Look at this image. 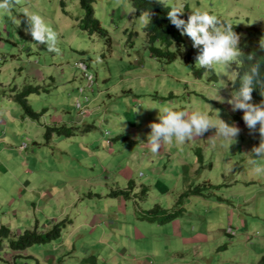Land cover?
Masks as SVG:
<instances>
[{"label": "rangeland", "instance_id": "obj_1", "mask_svg": "<svg viewBox=\"0 0 264 264\" xmlns=\"http://www.w3.org/2000/svg\"><path fill=\"white\" fill-rule=\"evenodd\" d=\"M163 2L170 7L176 0ZM182 2L232 24L241 40L260 44L264 37V0ZM93 6L112 37L111 49L80 28L85 13L79 0H19L0 12V226H10L16 235L34 226L40 232L62 226L59 239L22 253L12 252L6 241L0 264H264V174L254 172L257 158L251 154L260 141L259 125L249 130L243 112L227 103L236 73L231 69L222 78L214 70L197 78L193 70L201 68L195 58L184 61L198 52L187 36L183 56L177 54L172 63L156 59L131 0L119 5L94 0ZM25 10L40 14L58 32L61 54L48 52L25 32ZM155 47L172 53L178 48L158 42ZM79 62L94 77L84 94ZM28 86L41 91L28 97L34 111L45 109L39 120L11 99ZM78 101L86 108L83 114ZM260 102L252 97V103ZM165 107L204 111L213 121L218 109L240 133L236 141L226 140L215 137L213 128L185 143L173 139L153 154L149 125L159 122ZM76 119L81 131L47 144L46 125L72 127ZM257 163L264 166V158ZM197 186L202 195L179 200ZM142 189L148 193L143 201ZM113 191L130 197L112 196ZM158 206L172 214L183 209L175 220L191 223L193 234L184 227V236L175 238L168 232L172 223L144 219ZM198 233L210 241L202 239L203 257L194 260Z\"/></svg>", "mask_w": 264, "mask_h": 264}, {"label": "clouds", "instance_id": "obj_2", "mask_svg": "<svg viewBox=\"0 0 264 264\" xmlns=\"http://www.w3.org/2000/svg\"><path fill=\"white\" fill-rule=\"evenodd\" d=\"M158 2L166 6L163 0H158ZM13 3H19V0H0V12L10 11ZM120 3L121 0H116L117 5ZM184 8L182 0H176L169 7L167 17L170 23L180 31L182 36L190 38L193 48L198 50L195 56L196 67L215 70L217 76L223 78L226 72L230 71L233 65L240 63L241 58L244 57L239 46L240 34L233 30L232 24L222 21L206 8H193L185 20L181 18L185 12ZM23 14L27 17L25 32L31 35L33 41L46 45V49L50 53L61 54V50L57 46L58 32L50 27L40 14L30 13L27 10ZM152 16V10L146 9L140 12L137 19L141 25L147 26L152 22ZM260 47L264 49V37L260 39ZM247 59L249 61L256 60L255 54L248 55ZM238 79V88L235 87L236 79L231 81L234 91L231 92V98L227 103L231 105L233 111L241 110L243 112L242 119L249 130L256 131L257 125H259L260 141L258 146L252 147L251 154L254 158L262 159L264 158V100H261L260 103H252L254 88L260 87L261 96H264V78L260 75L259 62L252 64L249 71ZM219 100L223 102L222 97ZM216 110L218 119L213 121L204 111L185 112L176 110L174 107H165L162 112L159 111V122H152L149 125L151 131L147 136V144L151 152L158 153L163 144L170 143L173 139L178 143H185L194 137L203 136L213 128L215 137L236 141L240 129L234 124L226 123L220 118L219 110ZM257 159L252 161L253 170L256 174H264V166L258 164Z\"/></svg>", "mask_w": 264, "mask_h": 264}, {"label": "trees", "instance_id": "obj_3", "mask_svg": "<svg viewBox=\"0 0 264 264\" xmlns=\"http://www.w3.org/2000/svg\"><path fill=\"white\" fill-rule=\"evenodd\" d=\"M80 6L83 9L85 15L81 20L79 26L80 28L88 32L89 35L97 34L99 37L104 39L106 45L111 49L112 47V37L110 33L102 27L101 22L96 18L95 10H94V0H79ZM131 4L133 9L136 10L139 15L142 10H152V22L145 26L146 33V43L150 46V50L153 56L160 60L164 59L168 63H172L176 60L177 54L178 56H183V52L180 51L181 44L184 42V37L180 34V31L173 26L168 17L167 12L169 11L168 6H164L159 3L157 0H131ZM184 15L181 17L183 19H187L190 14V10L187 6H185ZM223 21V20H222ZM161 43L166 47L175 45L177 48L176 53H172L169 51L163 52L161 49L155 47V43ZM240 48L244 53V57L241 58L240 63L237 65H233L232 70L237 75V83L235 85L236 88L239 87V77L242 76L245 72L249 71L252 64L259 62L260 64V75L264 78V49H261L260 44L254 43L252 41L241 40ZM250 54H255L256 60L249 61L247 56ZM195 58L194 53H188L187 56L184 57V61L186 64L192 62V59ZM207 72H211L213 74L214 70H205L203 68L199 70H193L194 75L197 78H202ZM84 81L85 78H82ZM212 80L218 81V77L214 75ZM40 88L28 86L21 92H15V94L11 95L12 99L22 107L26 116L33 120H39L42 113H38L34 111L29 104L28 97L32 94H39ZM252 97L258 101L264 100V96H261L260 87L254 88L252 92ZM181 111V110H180ZM81 127L72 123V127L68 126V124H56V125H46L45 126V134L44 138L49 144L55 136L62 138H72L74 137L80 130ZM93 128V126L89 127ZM125 137L124 135H119V139ZM128 142H134L133 139L126 138ZM202 157V155H200ZM202 160L200 159V162ZM203 162V161H202ZM132 187H130L131 189ZM140 200L143 201L144 198L148 195L147 189H142ZM112 196L120 197L126 196L130 197L127 191H113ZM110 194V195H111ZM200 196L202 195L201 186L195 187L190 192L185 194H181L179 196V200L183 198H187L189 196ZM179 211L175 213H167L162 207L158 206V209H153L143 214L144 219H147L150 222H157L159 224H167L175 221V219L181 215V208H178ZM161 217V219H159ZM62 235V226H54L52 229L44 232H40L36 226L32 229L26 230L23 234L16 235L12 232L10 226L2 225L0 226V251L4 249L5 242L7 241L9 249L14 253H22L28 251L29 249L38 246H46L49 243H52L59 239ZM21 258V257H20Z\"/></svg>", "mask_w": 264, "mask_h": 264}, {"label": "crops", "instance_id": "obj_4", "mask_svg": "<svg viewBox=\"0 0 264 264\" xmlns=\"http://www.w3.org/2000/svg\"><path fill=\"white\" fill-rule=\"evenodd\" d=\"M11 99H12V97H11ZM13 100V99H12ZM77 121H79L78 119H76V121H74V122H72V123H74V124H76V125H81L82 123L81 122H77ZM59 124V123H58ZM63 124H68V122H66V123H63ZM172 224H173V228H169V233H170V235H172V237H179V236H184V233H185V229H184V227L186 228V230L187 231H189L190 233H192V230H191V228H190V226L192 225L191 223L189 224V222H187V223H185V222H179V223H177V221L175 220L174 222L172 221L171 222ZM156 224H158V223H156ZM168 224V223H167ZM170 224V223H169ZM166 225V224H165ZM195 230H196V228H195ZM197 231V230H196ZM189 236H190V234L189 233H187ZM193 234V233H192ZM227 234L228 235H230V236H233L230 232H229V230H227ZM194 240H193V243H194V247L192 248L193 249V251H194V260H198V259H201L202 257H203V253L201 252V242H202V239L203 238H206V242L207 241H210V237H209V235H206L205 237H202L201 238V236H200V233H198L197 235H194ZM221 239H223L222 237H220ZM219 238V239H220ZM200 250V252L201 253H198V255H199V258L196 256V252H198ZM225 250H228V249H225ZM217 253H220V250H217ZM55 261V260H54ZM213 264V263H212Z\"/></svg>", "mask_w": 264, "mask_h": 264}, {"label": "built area", "instance_id": "obj_5", "mask_svg": "<svg viewBox=\"0 0 264 264\" xmlns=\"http://www.w3.org/2000/svg\"><path fill=\"white\" fill-rule=\"evenodd\" d=\"M76 67L79 68L80 70H82L83 73H84L83 77L86 80L85 81L86 82V85H85V87H80L79 88V93L84 94L85 91H86V89L92 88L93 83H94V77L89 73V67L86 66L85 63L79 62V63L76 64ZM89 101H90V99L88 97H86L85 102L88 103ZM76 107L78 109H82V114H83L84 110H86V108L83 107V105H82V103L80 101H78L76 103ZM229 231L231 232L232 230L230 229Z\"/></svg>", "mask_w": 264, "mask_h": 264}, {"label": "bare ground", "instance_id": "obj_6", "mask_svg": "<svg viewBox=\"0 0 264 264\" xmlns=\"http://www.w3.org/2000/svg\"><path fill=\"white\" fill-rule=\"evenodd\" d=\"M26 150H27V148H26Z\"/></svg>", "mask_w": 264, "mask_h": 264}]
</instances>
